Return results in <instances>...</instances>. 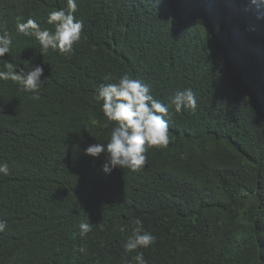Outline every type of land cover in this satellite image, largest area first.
<instances>
[{"label":"trees","instance_id":"obj_1","mask_svg":"<svg viewBox=\"0 0 264 264\" xmlns=\"http://www.w3.org/2000/svg\"><path fill=\"white\" fill-rule=\"evenodd\" d=\"M76 2L82 38L61 55L16 25L52 30L67 0H0V70L41 66L44 82L34 99L0 81V264H264V0ZM124 74L169 107L170 142L104 174L84 155L111 134L94 97ZM184 89L196 108L177 113ZM136 219L155 242L125 252Z\"/></svg>","mask_w":264,"mask_h":264},{"label":"clouds","instance_id":"obj_2","mask_svg":"<svg viewBox=\"0 0 264 264\" xmlns=\"http://www.w3.org/2000/svg\"><path fill=\"white\" fill-rule=\"evenodd\" d=\"M76 11V0H67L66 8L49 12L47 24L53 26L52 30L42 29L32 19L18 23L16 30L25 37H34L42 52L52 50L61 55L70 54L74 44L81 40L83 31V21L76 18ZM11 44L10 34L0 35V58L9 54ZM42 75L41 66L17 71L15 64L7 62L4 70H0V81L15 82L19 91L32 93L33 98L38 99L39 89L44 84L41 81ZM105 79L110 80L111 77ZM94 99L102 103L101 110L105 117L103 127H111V134L106 144H91L84 150V155L97 158L103 153L104 174H110L116 168L137 172L145 165L149 148L159 149L169 144V127L165 119L169 107L154 98L150 94V87L139 79L124 74L116 82L102 84ZM170 101L177 113L182 109L196 108V97L192 89L176 91ZM0 174H9L7 163H0ZM134 223L137 227L124 245L125 252L148 248L155 242L151 233L142 231L140 219ZM5 228L6 222L0 221V232ZM80 229L81 236H86L91 231V224L82 223ZM134 259L136 264H146L142 252H138Z\"/></svg>","mask_w":264,"mask_h":264}]
</instances>
